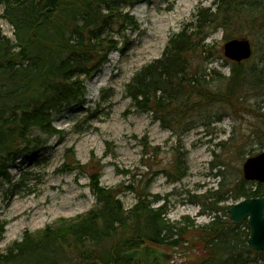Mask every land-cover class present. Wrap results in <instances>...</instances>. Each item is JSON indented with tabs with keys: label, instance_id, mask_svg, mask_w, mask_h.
Returning a JSON list of instances; mask_svg holds the SVG:
<instances>
[{
	"label": "trees",
	"instance_id": "1",
	"mask_svg": "<svg viewBox=\"0 0 264 264\" xmlns=\"http://www.w3.org/2000/svg\"><path fill=\"white\" fill-rule=\"evenodd\" d=\"M141 1L57 0L39 23L47 0H0V18L14 35L10 41L0 29V182L10 181L13 162L41 148L42 135L57 133L54 113L81 102L85 80L117 46L110 30L134 25L133 16L123 10ZM218 30L224 42L247 37L262 46L264 0H212L211 6L198 7L169 37L161 56L126 84L133 106L178 137L167 173L171 182L187 174L181 145L186 132L220 122L217 113L234 108L245 92L264 94L263 69L244 66L248 60L229 61L215 43H207ZM217 58L229 64L228 75L205 66ZM257 137L263 151L264 133ZM89 187L94 207L36 233L25 231L20 241L0 253V264H134L123 253L145 245L184 251L187 242H193L187 238L191 232L200 252L195 261L184 264H264V250H252L246 243V223L234 224L228 206L219 205L224 195L235 200L264 196L262 183L243 177L233 184L220 182L223 194L209 191L200 196L212 214L202 225L186 216L170 221L165 198L148 191L126 207L117 189L100 184L99 173L89 176ZM3 230L0 223V237Z\"/></svg>",
	"mask_w": 264,
	"mask_h": 264
},
{
	"label": "rangeland",
	"instance_id": "2",
	"mask_svg": "<svg viewBox=\"0 0 264 264\" xmlns=\"http://www.w3.org/2000/svg\"><path fill=\"white\" fill-rule=\"evenodd\" d=\"M211 5L212 0H143L123 10L135 23L110 30L117 46L85 80L81 102L54 113L52 126L57 133L42 135L41 148L13 162L8 168L10 181L0 182V223L4 224L0 253L20 241L25 231L36 233L94 207L89 187L94 173L100 174L102 186L118 190L126 207L148 191L165 198L170 221L186 216L202 225L210 220L208 203L202 204L200 196L209 191L223 194L225 186L219 188V183L233 184L242 177L245 159L262 150L257 136L264 133V94L245 92L234 108L217 113L220 122L186 132L181 145L187 174L171 182L167 173L178 137L133 106L126 84L161 56L169 37L192 19L198 7ZM0 29L12 41L13 30L2 18ZM223 42L220 30L207 40L217 45L220 54ZM251 45L253 54L244 66L264 70V42L263 47L259 42ZM205 66L221 75L230 72L229 64L220 58ZM224 196L221 207L238 201ZM192 235L187 238L193 242H187L184 251L162 248L173 254L167 264L195 261L200 244Z\"/></svg>",
	"mask_w": 264,
	"mask_h": 264
},
{
	"label": "water",
	"instance_id": "3",
	"mask_svg": "<svg viewBox=\"0 0 264 264\" xmlns=\"http://www.w3.org/2000/svg\"><path fill=\"white\" fill-rule=\"evenodd\" d=\"M57 0H47V7L40 13L39 23H43L47 13L52 10ZM225 58L241 62L250 58L252 47L247 38H232L225 41L222 46ZM243 178L264 184V151L249 156L242 164ZM227 214L234 224L246 222L248 228L247 245L256 251L264 250V196L243 198L228 206ZM123 257L131 259L134 263L141 261L143 264H167L173 259V254L152 246L145 245L123 253ZM92 264H95L93 262Z\"/></svg>",
	"mask_w": 264,
	"mask_h": 264
}]
</instances>
